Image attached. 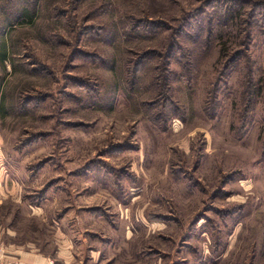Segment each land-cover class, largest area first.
Masks as SVG:
<instances>
[{
	"label": "rangeland",
	"instance_id": "374dc122",
	"mask_svg": "<svg viewBox=\"0 0 264 264\" xmlns=\"http://www.w3.org/2000/svg\"><path fill=\"white\" fill-rule=\"evenodd\" d=\"M0 63L5 242L264 264V0H0Z\"/></svg>",
	"mask_w": 264,
	"mask_h": 264
},
{
	"label": "crops",
	"instance_id": "0c3cea01",
	"mask_svg": "<svg viewBox=\"0 0 264 264\" xmlns=\"http://www.w3.org/2000/svg\"><path fill=\"white\" fill-rule=\"evenodd\" d=\"M59 236L56 240V247L53 253L43 250L34 242L15 244L12 241L5 242L4 231H0V256H5L9 260H20L29 264H86L79 257L73 245L72 238L68 237L58 228ZM8 235H14V232L7 231ZM92 257H94L91 252Z\"/></svg>",
	"mask_w": 264,
	"mask_h": 264
},
{
	"label": "built area",
	"instance_id": "2783aa9c",
	"mask_svg": "<svg viewBox=\"0 0 264 264\" xmlns=\"http://www.w3.org/2000/svg\"><path fill=\"white\" fill-rule=\"evenodd\" d=\"M0 264H29V263L22 262L20 260H9L5 256H0ZM50 264H54V263L50 262Z\"/></svg>",
	"mask_w": 264,
	"mask_h": 264
},
{
	"label": "trees",
	"instance_id": "16d2710c",
	"mask_svg": "<svg viewBox=\"0 0 264 264\" xmlns=\"http://www.w3.org/2000/svg\"><path fill=\"white\" fill-rule=\"evenodd\" d=\"M1 64V63H0Z\"/></svg>",
	"mask_w": 264,
	"mask_h": 264
}]
</instances>
